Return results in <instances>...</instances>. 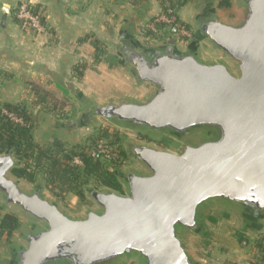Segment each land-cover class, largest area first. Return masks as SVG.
<instances>
[{"label": "water", "instance_id": "1", "mask_svg": "<svg viewBox=\"0 0 264 264\" xmlns=\"http://www.w3.org/2000/svg\"><path fill=\"white\" fill-rule=\"evenodd\" d=\"M10 7L3 8V21ZM199 40L210 42L238 70L204 62L196 47L178 51L174 42L147 49L122 35L123 64L151 90L140 102H90L83 125L94 118L154 133L183 135L207 130L212 137L175 154L149 145L131 148L144 172L124 177L126 191H92L100 211L72 219L41 189L24 192L10 177L13 152L0 155V195L45 225L26 237L10 264H115L139 257L141 264H197L180 230L199 232L209 203L264 217V0H245L237 23L205 14ZM119 177L121 176L118 174Z\"/></svg>", "mask_w": 264, "mask_h": 264}, {"label": "rangeland", "instance_id": "2", "mask_svg": "<svg viewBox=\"0 0 264 264\" xmlns=\"http://www.w3.org/2000/svg\"><path fill=\"white\" fill-rule=\"evenodd\" d=\"M34 1L17 0L15 4H12L10 15H8L15 27L19 29V35L22 36V41L26 45L25 50H28V45L34 48L29 54L27 67L25 65V68L21 66L15 72L3 71L0 73V109L4 116H7V113L14 115L18 121L7 116L13 123L31 125L36 144L44 149H52L54 148L52 147L53 143L60 141L67 151L76 147L91 145V156L93 152L99 153L97 151H100L101 153L99 158L93 159L100 161L105 169L121 175L119 182L122 185V191L119 193L123 194L127 188L123 176L145 171L141 163L132 154L131 148L133 146L149 145L177 154L185 145L198 144L212 137L207 130L200 129L183 135H174L168 132L154 133L99 117L87 121L83 125L79 124L80 121L84 120L91 104L82 99L79 96L80 91L76 89L78 87L76 85L85 78L86 73L91 74L93 72V74L104 78L105 81L108 79L115 81L112 85L113 96L105 100L91 98L84 88L85 96L100 104L109 101H145L149 98L151 90L148 86L140 84L133 70L123 64L121 48L124 43L121 38L122 34L117 26L111 24L119 15L113 13L116 6L114 0H82V5L94 4L99 7L100 19L93 23V28L87 29L86 26L82 28L78 41L71 45L75 49L72 54L75 59L69 60L65 73L60 72L58 74L46 70L44 59L49 57V50L58 44L59 30L47 20L48 7ZM146 1L149 7L155 5V0ZM156 2L160 7L159 0ZM219 2L220 0H192L188 9L190 17L187 21L189 22L181 20L179 12L182 8L177 10L176 17L188 26L192 34L190 40L180 41L177 39L175 45L178 49L183 50L185 46L188 47L194 41L196 42L195 39L198 38L197 26L205 14L232 23L241 20L244 15L245 0H231V7L227 9H220L218 7ZM55 3H58L57 0ZM144 3L145 0H128V4H131L133 10L140 11V16L141 14L146 15V10L141 7ZM162 15L166 14L161 10L148 23L150 25L151 23H163L156 21ZM127 17L129 18V15ZM31 18H34L38 23L35 25ZM131 20L135 22L134 19ZM2 25L0 23V29ZM149 26L146 28V36L149 40L147 43L141 44L140 47L142 48H147L149 45L152 47V42H157L161 37L156 26L157 32H153L152 37L148 36L147 32L151 31ZM135 30L139 32L138 28ZM170 34L171 32L168 33V35ZM157 48L155 47V49ZM197 48L198 56L204 62L223 61L234 75H238L236 65L224 57L210 42L206 41V43L199 45L197 43ZM24 53L23 55L26 57V52ZM31 57L35 59L34 70L31 62L29 63L33 60ZM88 82L91 84L92 80ZM31 84L50 93L54 99L46 97L43 104H36L38 98L34 95ZM6 104L19 106L27 112L31 119L26 122L17 111L8 110L5 107ZM13 157L17 161L16 169H26L35 175V180L31 182L27 178L17 177L12 171L10 177L19 184L20 188L28 194L41 189L47 200L56 203L60 210L72 219H83L90 211H100V208L91 199L90 193L92 191L110 190L94 178H89L83 187L84 198H79L73 193L63 195L60 188L51 189L46 186V176L43 171L36 170L35 159L21 161L15 154ZM75 158L78 157L73 158V165L82 167L83 165L79 166L74 163ZM212 212L213 216L228 214L231 219L229 221L217 220L216 223L212 224L202 222L203 216ZM6 214L15 215L19 220V227L11 238L0 236V264H10L15 258V251L26 248L27 235L45 228L43 223L36 222L19 209L7 206L0 195V217ZM245 228H247V232L241 234ZM179 232H181L182 239L190 252L195 256V260L201 257L202 262H210L211 264H264V217L255 220L248 219L245 218L244 213L239 208L229 207L221 202L209 203L201 211V229L198 233L185 230ZM259 244H262V247ZM141 261L139 257L133 256L121 258L115 264H141Z\"/></svg>", "mask_w": 264, "mask_h": 264}, {"label": "crops", "instance_id": "3", "mask_svg": "<svg viewBox=\"0 0 264 264\" xmlns=\"http://www.w3.org/2000/svg\"><path fill=\"white\" fill-rule=\"evenodd\" d=\"M55 1L56 0H35L34 2L44 4V6L48 7L47 20L59 30L58 44L49 50V57L47 59H44V63H46V70L58 74L60 72L65 73V69L68 68V64L70 62L69 60L75 59V57L72 56L75 49L71 45L74 42L76 43L78 41L79 37L81 36L82 28L84 26H86L85 28L87 29L89 27L93 28V23L99 21L100 9L94 4L86 6L88 4L85 3L86 5H82V0H57L58 3H55ZM114 1V5L116 6L113 9V13H118L119 15L118 17H115V20L112 21L111 24L113 26H117V29L119 28V32H121L122 35L125 34L127 37L131 38L136 45L141 46V44L147 43L149 39L146 36V28L150 25V23L148 22L156 17L161 11L159 5L157 4L158 2H156L155 0V5L149 7L147 5V1L145 0V3L141 7L146 10V15L141 14L140 16V11L133 10L131 8V4H128V0ZM191 1L179 12V16H181V20L183 22H189L187 21L190 17L188 9L191 6ZM16 2L17 0H0V23L3 24L1 28L2 30L0 29V73H2L3 71L15 72L21 66L25 68V65L27 64L30 57L29 54L34 48L29 47L27 43L28 50H25L26 45H24L25 43L24 41H22V36L19 35V29L15 27L10 16H8L7 19L3 21V8L8 5L11 10L12 4H15ZM128 15L129 18L127 17ZM130 18L134 19L135 22H133ZM136 28H138L139 32L135 30ZM163 31L160 32V40H158L157 42H152L153 46L151 47V45H149L150 47L148 46L147 49H155V47L160 48L169 44L170 42H174L175 48L180 52H187L189 50H192L193 47H196V51L198 53L199 51L197 48V43L198 45L200 43H206V40H199L197 38L195 39L196 42L194 41L193 43L188 45V47L185 46L183 50H180L175 45L178 39L176 36V32L173 30L171 31V34L168 35V33ZM149 42V44H151V41ZM24 52H26V57H24L23 55L25 54ZM29 63L33 66L32 69L34 70L35 59L33 58V60L29 61ZM29 65L28 67H30ZM90 77L91 79H89ZM89 80H92L91 84H89ZM114 83L115 81H113V79H108L105 81L104 78L100 77L97 74H93L92 72L91 74L86 73L85 78L76 85L78 86L76 87V89L79 90L80 93L85 95V88V92L91 98L105 100L106 98L113 96L112 93H114V89L112 85ZM207 214H205L202 218V222H204L205 224L216 223L217 220L229 221L231 219L230 215L228 214L217 216H213V212ZM246 230L247 228H245V230H242L241 234L247 232ZM190 254L195 260V256H193L191 252ZM196 260L198 261L196 262ZM196 260L195 262L197 264H211L210 262H202L201 257Z\"/></svg>", "mask_w": 264, "mask_h": 264}, {"label": "trees", "instance_id": "4", "mask_svg": "<svg viewBox=\"0 0 264 264\" xmlns=\"http://www.w3.org/2000/svg\"><path fill=\"white\" fill-rule=\"evenodd\" d=\"M190 1L159 0V4L162 12L171 17L176 16L177 10L185 7ZM218 7L220 9L230 8L231 0H220ZM170 11H172V14H169ZM155 26L159 29V32L166 27L163 23H156ZM185 26L188 28L187 25ZM147 35L152 37L153 32L148 31ZM30 86L34 95L38 98L36 104H43L46 97L54 99L50 93L37 85L31 84ZM5 107L10 111H17L19 116L26 122L31 119L27 112L19 106L6 104ZM52 147L54 148L44 149L36 144L31 125L13 123L10 118L3 115L0 109V155L6 152H13L21 161L35 159L36 170L44 172L48 188L54 189L58 187L63 195L73 193L79 198H84L83 187L87 184L89 178H94L102 186L112 191L118 193L122 191L119 175L109 169H105L100 161L93 159L91 156V145L76 147L71 149V151H67L60 141H55ZM74 157H78L82 161V167L73 165ZM12 171L19 178H27L31 182L35 180L34 173H29L26 169L14 168ZM18 227L19 220L15 215L6 214L0 217V236L11 238ZM259 246L262 247V244H259Z\"/></svg>", "mask_w": 264, "mask_h": 264}, {"label": "built area", "instance_id": "5", "mask_svg": "<svg viewBox=\"0 0 264 264\" xmlns=\"http://www.w3.org/2000/svg\"><path fill=\"white\" fill-rule=\"evenodd\" d=\"M169 14H172V11L169 12ZM33 23H38L34 18H31ZM157 22L161 21L163 22V24L166 25V27L162 30L163 32L169 33L171 31H175L176 32V36L180 41H183L184 39H192V34L190 33L189 29L185 26V24L181 21H179V19L176 16H166V15H162V17L160 19L156 20ZM155 24L156 23H152L149 27L150 30L154 33L157 32V29L155 28ZM7 116L14 119L15 121H18L13 114H8ZM99 153L93 152L92 157L97 159L100 157V151H97ZM74 163L76 165L82 166L83 163L79 158H75L74 159Z\"/></svg>", "mask_w": 264, "mask_h": 264}, {"label": "flooded vegetation", "instance_id": "6", "mask_svg": "<svg viewBox=\"0 0 264 264\" xmlns=\"http://www.w3.org/2000/svg\"><path fill=\"white\" fill-rule=\"evenodd\" d=\"M162 150V149H161Z\"/></svg>", "mask_w": 264, "mask_h": 264}]
</instances>
